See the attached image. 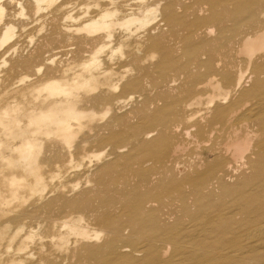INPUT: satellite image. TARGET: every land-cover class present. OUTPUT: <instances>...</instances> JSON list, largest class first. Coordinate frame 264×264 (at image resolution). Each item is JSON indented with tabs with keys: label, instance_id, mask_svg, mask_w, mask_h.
Instances as JSON below:
<instances>
[{
	"label": "bare ground",
	"instance_id": "bare-ground-1",
	"mask_svg": "<svg viewBox=\"0 0 264 264\" xmlns=\"http://www.w3.org/2000/svg\"><path fill=\"white\" fill-rule=\"evenodd\" d=\"M0 264H264V0H0Z\"/></svg>",
	"mask_w": 264,
	"mask_h": 264
},
{
	"label": "rangeland",
	"instance_id": "rangeland-1",
	"mask_svg": "<svg viewBox=\"0 0 264 264\" xmlns=\"http://www.w3.org/2000/svg\"><path fill=\"white\" fill-rule=\"evenodd\" d=\"M249 174H250V171H248L246 168L241 169L239 172L235 174L236 178L235 180L231 181L230 185H234V183L239 182L240 181V179H238L239 177L240 178L245 177V176H248ZM219 193L221 196L225 197L226 199H230V194L227 193L226 191L225 193L223 191H219Z\"/></svg>",
	"mask_w": 264,
	"mask_h": 264
}]
</instances>
